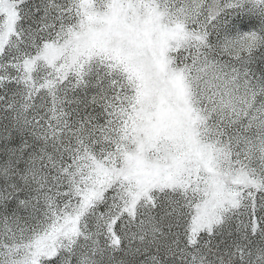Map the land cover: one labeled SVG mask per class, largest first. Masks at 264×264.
<instances>
[{"label": "snow or ice", "instance_id": "6c2138e0", "mask_svg": "<svg viewBox=\"0 0 264 264\" xmlns=\"http://www.w3.org/2000/svg\"><path fill=\"white\" fill-rule=\"evenodd\" d=\"M0 264H264V0H0Z\"/></svg>", "mask_w": 264, "mask_h": 264}]
</instances>
